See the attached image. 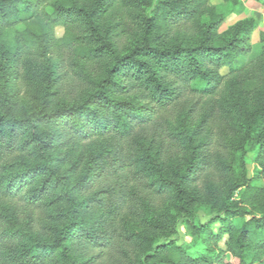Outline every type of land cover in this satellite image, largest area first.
<instances>
[{"label": "trees", "instance_id": "1", "mask_svg": "<svg viewBox=\"0 0 264 264\" xmlns=\"http://www.w3.org/2000/svg\"><path fill=\"white\" fill-rule=\"evenodd\" d=\"M224 18L212 0H0V264H264V31ZM179 221L189 244L166 241Z\"/></svg>", "mask_w": 264, "mask_h": 264}, {"label": "rangeland", "instance_id": "2", "mask_svg": "<svg viewBox=\"0 0 264 264\" xmlns=\"http://www.w3.org/2000/svg\"><path fill=\"white\" fill-rule=\"evenodd\" d=\"M213 3L221 4L225 8V18L224 23L220 27V31H226L235 22L241 19L253 18L256 22V28L251 33L250 43L255 44L258 42L259 31H264V0H212ZM63 34V29L60 27L55 28V35L60 37ZM13 39V33L8 32L0 37V54L9 47ZM224 72V71H223ZM24 90L22 89L21 93ZM85 148H76L69 151V156L66 160V164L61 165L62 170H67L71 168L72 161L75 157L80 156V152L84 151ZM254 152H249L247 154L246 160V176L250 179L251 185H262V181L254 179V169L256 164L253 161ZM213 207L207 204H200L194 207L195 216L198 217L200 222L207 221L210 217L217 215ZM219 223H213L211 228L214 233L219 230ZM172 230V235H170L166 241L173 240L176 244H189L194 236L191 231L187 229L183 221L176 223V226ZM158 241L163 242L165 238H162V234L157 233ZM223 236L222 240H225ZM222 246V243L219 244Z\"/></svg>", "mask_w": 264, "mask_h": 264}]
</instances>
